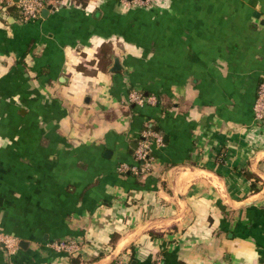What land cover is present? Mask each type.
<instances>
[{"label": "crops", "instance_id": "crops-1", "mask_svg": "<svg viewBox=\"0 0 264 264\" xmlns=\"http://www.w3.org/2000/svg\"><path fill=\"white\" fill-rule=\"evenodd\" d=\"M16 3L0 4V232L18 247L0 264H69L51 245L68 240L80 264H264V0H53L29 23ZM144 131L162 137L149 170L120 174Z\"/></svg>", "mask_w": 264, "mask_h": 264}, {"label": "built area", "instance_id": "built-area-1", "mask_svg": "<svg viewBox=\"0 0 264 264\" xmlns=\"http://www.w3.org/2000/svg\"><path fill=\"white\" fill-rule=\"evenodd\" d=\"M13 0H0V4L11 3ZM61 3L60 1H55ZM140 4H151L152 0H139ZM17 9L19 12L20 21L24 23L34 22L40 17V13L45 8L46 3L44 0H17ZM129 102L137 105H143L145 103H154V96H144L141 92L132 91L129 95ZM254 118L261 120L264 118V77L258 85L256 97L253 105ZM162 137L157 133L150 131H144L141 137L138 139L136 147L133 153V163H120L117 166V171L120 174H132L139 175L143 172H147L150 168V161L152 156L150 155L151 142L161 143ZM0 244L9 253L15 251L18 247V240L12 234H6L0 232ZM54 250L59 252H65L68 255H72L79 250V244L74 240L68 241H54L52 244ZM115 264H123L121 261H117ZM157 264H161L160 259H157Z\"/></svg>", "mask_w": 264, "mask_h": 264}, {"label": "trees", "instance_id": "trees-1", "mask_svg": "<svg viewBox=\"0 0 264 264\" xmlns=\"http://www.w3.org/2000/svg\"><path fill=\"white\" fill-rule=\"evenodd\" d=\"M50 1H53V0H44V2L46 4ZM54 1H60V2L61 1H68V2H71V3L76 4V5H85L88 0H54ZM150 155H152V153H150ZM132 163H133V157H132ZM251 189H252V191L257 190V186L255 185V183H252ZM69 264H80V260L76 255H70L69 256Z\"/></svg>", "mask_w": 264, "mask_h": 264}, {"label": "water", "instance_id": "water-1", "mask_svg": "<svg viewBox=\"0 0 264 264\" xmlns=\"http://www.w3.org/2000/svg\"><path fill=\"white\" fill-rule=\"evenodd\" d=\"M129 1H131V0H129ZM143 1V0H142ZM48 9H49V7H47V9H42V11H41V15L43 16L46 12H48ZM116 67H118V65H117V61L115 60L114 61V69L116 68ZM136 147V144H134V148Z\"/></svg>", "mask_w": 264, "mask_h": 264}]
</instances>
